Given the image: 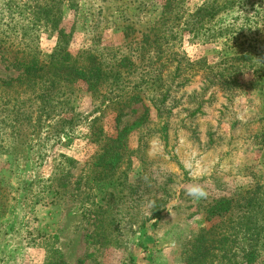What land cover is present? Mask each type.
I'll return each instance as SVG.
<instances>
[{
	"label": "rangeland",
	"instance_id": "obj_1",
	"mask_svg": "<svg viewBox=\"0 0 264 264\" xmlns=\"http://www.w3.org/2000/svg\"><path fill=\"white\" fill-rule=\"evenodd\" d=\"M7 1H11L12 27L18 30L28 27L27 35L35 39L39 51L50 54L56 36L46 29L43 19L32 27L34 24L28 12V7L35 3L43 7L48 0H0V31L5 30L4 26L9 22L5 11ZM59 1H63L64 8L60 27L66 33L72 31L69 46L72 54L91 50L94 54L108 55L105 59L109 60L116 53L131 54L126 43L137 42L140 34L152 27L165 0ZM204 1L185 0L182 8L185 13H192ZM251 2L264 8V0ZM69 5H74L73 9ZM230 17H221L218 26L230 24ZM126 26L131 29H124ZM204 37L178 36L170 47L175 57L171 68L177 61L195 63L204 60L208 65L217 64L220 41L210 38L209 34ZM104 47L107 50H102ZM130 48L133 50L134 45ZM166 72L168 70H163ZM0 75L14 76L3 71L1 66ZM190 75L194 77L188 76L186 83L182 78L175 86L171 85L163 113L167 141L159 140L157 131L161 125L157 126L153 109L150 110V132L144 138L146 147L137 156L133 152L137 150L142 130L129 136L130 154L125 157L127 162L121 171L132 182L141 176L142 168L146 166L149 184L153 187L172 181L173 194L166 212L155 226L151 221L142 229L134 226L131 230H123L121 234L125 236L120 237L118 247H99L95 242L91 243L90 234L94 229L82 217L85 192L80 182L84 181L87 187L94 184L90 169L83 175L80 173L98 151L87 133L86 120L98 117L95 112L100 111L96 110L90 95L82 87L77 88L75 111L81 118L73 130L61 136L64 139L61 138L59 143L52 140V122L35 127L34 133L31 130L35 125L28 128L22 122L20 137L8 143L11 148L8 152L3 150L8 139L5 138L7 126H0V264H188L184 260L191 256L193 240L199 231L205 229L208 232L211 226L219 225L225 219L203 220L202 211L212 200L230 197L242 188L255 187L257 197L264 201V147L261 148V140L255 138L258 133H264V121L258 113L257 99L248 91L233 94L227 102L218 89H206L199 74ZM251 77L246 74L239 77V81L248 85ZM135 109L138 114L131 120L142 112L140 106ZM101 116L100 124L105 134L113 136L114 113L102 108ZM62 156L74 161L75 166L67 169L71 177L67 183L61 182L62 186L66 184L61 194L51 198L50 193L43 192L47 188L44 181L63 161ZM193 186H198L204 194L189 195L188 190ZM148 206L143 204L145 215H149ZM233 222H226L217 231L234 227ZM227 247L224 258H215L210 264H245L238 258L239 254L234 259L233 250ZM215 248L213 257L221 252Z\"/></svg>",
	"mask_w": 264,
	"mask_h": 264
},
{
	"label": "trees",
	"instance_id": "obj_2",
	"mask_svg": "<svg viewBox=\"0 0 264 264\" xmlns=\"http://www.w3.org/2000/svg\"><path fill=\"white\" fill-rule=\"evenodd\" d=\"M10 2H5L9 22L4 26L5 30L0 31V66L3 71L14 74L0 75V126H7L5 138H8L3 150L11 151L8 143L20 137L22 122L28 128L35 125L32 133L40 124L52 122V140L61 142V136L73 130L81 118L75 111L77 88L82 87L90 95L96 103V110L100 111L95 112L98 117L86 120L87 133L98 151L83 166L80 175L90 169L94 186L87 187L84 181L79 182L85 192L82 217L94 229L90 242L99 247L120 246V237L125 236L121 234L123 230H131L134 226L142 229L151 221L155 226L167 210L173 194L172 181L152 187L148 169L143 166L141 176L131 182L121 168L127 162L125 157L130 154L128 139L131 133L142 130L133 154L137 156L145 149L144 138L152 123L151 109L158 121L157 126L161 125L157 131L159 140L162 143L167 141L163 113L176 81L184 78L186 83L188 76L194 77L190 73L199 74L202 85L206 89H218L227 102L233 94L249 91L257 99L258 113L264 121V8L254 6L251 0H205L192 13L184 12L185 0H165L152 27L141 33L137 42L126 43L131 54L116 53L109 60L105 59L108 55L94 54L91 50L72 54L69 49L72 31L66 33L60 27L64 8L63 1L59 0H48L43 7L36 3L28 7L34 24L31 26H37L36 23L43 19L46 29L56 36L51 53L42 54L35 39L28 37V27L26 30L12 27ZM73 6L69 5V8L73 9ZM138 8L139 5L134 10ZM225 16H231V23L218 26L222 22L219 19ZM124 29L130 30L131 27ZM183 34H192L196 38L209 34L210 38L219 40V62L208 65L204 60L195 63L177 61L171 68L175 57L170 47ZM17 39L20 42L16 43ZM163 70L168 72L163 73ZM246 74L252 76L248 85L239 81V77ZM23 97L25 99H21ZM135 106H140L142 112L131 120L138 114ZM102 108L110 109L115 115L113 136H107L100 124ZM255 138L260 139L259 146L264 147V133H258ZM61 158L63 161L44 181L47 188L43 192L50 193L51 198L61 194L66 185L62 186L61 182L67 183L71 177L67 169L75 166L74 161L65 156ZM237 192L206 205L202 211L203 220L209 222L222 217L224 222L211 226L208 232L205 229L199 231L193 240L195 245H192L191 256L184 262L210 264L215 258H224L228 245L233 250L234 259L239 254L238 258L245 264H264V201L257 197L255 187ZM144 203L149 205V215L142 211ZM230 220L234 221V227L217 231ZM214 248L221 251L216 257L212 253Z\"/></svg>",
	"mask_w": 264,
	"mask_h": 264
},
{
	"label": "clouds",
	"instance_id": "obj_3",
	"mask_svg": "<svg viewBox=\"0 0 264 264\" xmlns=\"http://www.w3.org/2000/svg\"><path fill=\"white\" fill-rule=\"evenodd\" d=\"M189 195H203V190L200 189L198 186H193L188 190Z\"/></svg>",
	"mask_w": 264,
	"mask_h": 264
}]
</instances>
